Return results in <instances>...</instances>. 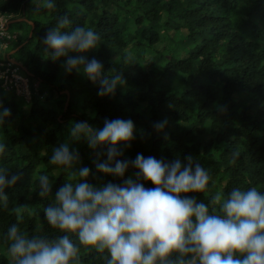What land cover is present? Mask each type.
I'll return each mask as SVG.
<instances>
[{"label": "trees", "instance_id": "trees-1", "mask_svg": "<svg viewBox=\"0 0 264 264\" xmlns=\"http://www.w3.org/2000/svg\"><path fill=\"white\" fill-rule=\"evenodd\" d=\"M52 2L55 7L47 9L33 0H0V15L23 18L12 22L19 33L8 29L11 22L7 25L15 38L0 46V62L16 66L28 82L26 99L0 80V102L10 109L0 125V142L7 145L0 167L20 176L5 190L8 207L0 204V264H11L5 237L17 223V207L24 208L18 224L23 234L55 239L62 233L48 225L43 210L59 187L79 182L74 172L88 167L87 182L97 186L120 184L129 176L135 180L138 170L131 166L123 178L97 172L96 153L83 139L71 144L80 156L72 169L51 164L72 122L102 128L105 119H130L135 139L120 160L140 153L186 163L191 155L210 179L203 193L184 195L208 205L209 214L218 213L219 206L211 203L217 193L227 197L233 188L249 187L264 192V0ZM65 14L72 21L66 30L83 26L100 36L97 47L83 55L99 60L106 75L122 72L125 84L114 96H98V83L76 70L66 74L62 60L47 58L42 40ZM160 121L167 123L157 132L153 125ZM234 151L240 155L230 163ZM40 175L52 181L46 198L37 195ZM79 264L105 260L81 248Z\"/></svg>", "mask_w": 264, "mask_h": 264}, {"label": "clouds", "instance_id": "clouds-1", "mask_svg": "<svg viewBox=\"0 0 264 264\" xmlns=\"http://www.w3.org/2000/svg\"><path fill=\"white\" fill-rule=\"evenodd\" d=\"M33 2L37 8L55 7L52 0ZM71 24L65 14L46 32L42 44L47 58L62 60L66 74L76 70L98 83V96H114L117 87L125 84L122 72L113 70L114 75H106L99 60L86 58L83 53L95 49L100 36L83 26L66 30ZM9 115L10 109L0 102V125ZM166 123L160 121L153 127L160 132ZM82 139L96 153L93 163L97 172L123 178L131 166L138 170L135 180L129 176L120 184L109 181L97 186L87 182L88 167L74 172L79 182L59 187L53 202L43 210L48 225L62 233L55 239L23 234L18 224L23 221L24 208L17 207V223L8 228L5 237L10 242L11 264H79L81 248L101 254L105 264H264V192L249 187L233 188L227 197L217 193L211 203L219 206L218 213L213 209L209 214L208 205L184 195L203 193L210 179L191 155L185 157L186 163L179 158L168 163L140 153L134 160L118 159L135 139L130 119H105L102 128L87 121L70 123L68 138L54 148L50 163L72 169L80 156L71 144ZM6 148L0 142V155ZM101 155L106 159L101 160ZM239 155L234 151L230 163ZM19 179L0 167L3 207H8L5 190ZM38 179L37 195L46 198L52 181L47 175ZM141 181H150L154 187L146 188Z\"/></svg>", "mask_w": 264, "mask_h": 264}, {"label": "built area", "instance_id": "built-area-1", "mask_svg": "<svg viewBox=\"0 0 264 264\" xmlns=\"http://www.w3.org/2000/svg\"><path fill=\"white\" fill-rule=\"evenodd\" d=\"M8 19L6 16L0 15V46L6 47L9 39L15 38V33L7 29ZM0 80L1 84L28 98V82L27 78L22 75L16 66L8 62H0Z\"/></svg>", "mask_w": 264, "mask_h": 264}, {"label": "rangeland", "instance_id": "rangeland-1", "mask_svg": "<svg viewBox=\"0 0 264 264\" xmlns=\"http://www.w3.org/2000/svg\"><path fill=\"white\" fill-rule=\"evenodd\" d=\"M10 31H16L17 33H19V28H18V26H16V24H11L10 26H9V28H8ZM27 99V98H26Z\"/></svg>", "mask_w": 264, "mask_h": 264}, {"label": "crops", "instance_id": "crops-1", "mask_svg": "<svg viewBox=\"0 0 264 264\" xmlns=\"http://www.w3.org/2000/svg\"><path fill=\"white\" fill-rule=\"evenodd\" d=\"M14 20H23V18L21 17V18H16V19H14V18H13V19H10V20L8 21V24H9V22L12 23ZM8 27H9V26H8ZM10 53H12V50L8 51L6 54L9 55ZM10 59L13 60L12 58H10Z\"/></svg>", "mask_w": 264, "mask_h": 264}]
</instances>
